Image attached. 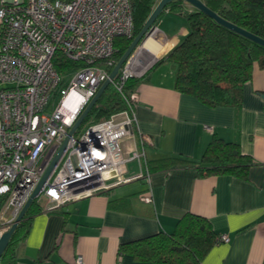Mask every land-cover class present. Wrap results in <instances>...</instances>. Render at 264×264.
<instances>
[{"label": "crops", "instance_id": "crops-1", "mask_svg": "<svg viewBox=\"0 0 264 264\" xmlns=\"http://www.w3.org/2000/svg\"><path fill=\"white\" fill-rule=\"evenodd\" d=\"M154 27L159 48L155 52L151 40L147 48L155 53L144 47V62H151L135 90L132 135L121 142L125 156L144 154L127 163L125 178L131 180L48 211L42 197L11 264H73L78 255L83 264H152L119 255V246L170 234L186 213L205 218L228 238L202 264H264V67L253 64L240 107H207L175 90V67L164 60L187 34L183 17L163 10ZM214 136L238 143L252 159L246 179L200 177L192 167L141 176L148 164L165 158L200 161Z\"/></svg>", "mask_w": 264, "mask_h": 264}, {"label": "built area", "instance_id": "built-area-1", "mask_svg": "<svg viewBox=\"0 0 264 264\" xmlns=\"http://www.w3.org/2000/svg\"><path fill=\"white\" fill-rule=\"evenodd\" d=\"M133 27L129 0H0V237L109 79L117 64L115 40L132 38ZM142 46L109 83L122 95L126 111L68 138L40 193L45 211L131 180L125 178L126 165L144 154L125 156L121 149L122 140L132 135L136 106L135 92L126 98L122 86L147 69L138 75L131 70ZM56 53L79 66L58 73ZM227 241L221 235L217 244ZM73 264H83L82 256Z\"/></svg>", "mask_w": 264, "mask_h": 264}, {"label": "trees", "instance_id": "trees-1", "mask_svg": "<svg viewBox=\"0 0 264 264\" xmlns=\"http://www.w3.org/2000/svg\"><path fill=\"white\" fill-rule=\"evenodd\" d=\"M133 14V37L117 38L114 43L116 62L144 26L159 0H129ZM211 11L235 26L264 39V0H202ZM183 1L169 3L165 9L181 15L187 34L165 56L175 67V90L192 96L207 107H240L243 85L251 80L255 62L264 67V47L219 25L212 18ZM58 73L77 68L59 53L53 59ZM140 78H129L122 86V94L129 98L135 92ZM122 95L112 86L101 94L79 128L107 120L126 111ZM78 128V129H79ZM252 159L241 153L239 144L226 142L216 136L206 146L200 161L182 156L165 158L148 164V173L178 167L195 168L200 177L228 174L246 179ZM36 198L12 234L0 258V264H11L24 240L32 217L39 213ZM219 235L205 218L186 213L176 223L172 233L157 234L124 243L119 255L127 254L136 262L152 264H202L203 259L217 244Z\"/></svg>", "mask_w": 264, "mask_h": 264}, {"label": "water", "instance_id": "water-1", "mask_svg": "<svg viewBox=\"0 0 264 264\" xmlns=\"http://www.w3.org/2000/svg\"><path fill=\"white\" fill-rule=\"evenodd\" d=\"M174 1H183V2L188 3L193 8H195L198 11L204 13L208 17L212 18L219 25H222L223 27H225V28H227V29H229V30H231V31H233V32H235V33H237V34L249 39L250 41H252V42L264 47V39L259 38L258 36L254 35V34H252L250 32H247L246 30H243V29L235 26L234 24L222 19L216 13L211 11L207 6H205V4L202 2V0H159L158 4L153 9L152 13L150 14L148 19L146 20V22H145L144 26L142 27V29L139 31V33L133 39V41L131 42V44L129 45L127 50L124 52L122 57L119 59L117 64L111 70V72L109 74V79L106 80L100 86V88L98 89V91L96 92L94 97L90 100V102L83 109L81 114L78 116L77 120L75 121V123L73 124L71 129L69 130L67 138L63 141V143L61 144V146L58 149L57 153L55 154V156L53 157V159L51 160V162L47 166V168L44 171L42 177L40 178L39 182L36 184L34 190L32 191V193H31V195L29 197V199L25 203V205L22 208V210L19 212V214H18L16 220L14 221V223L11 225L9 230H7L5 233H3L1 235V237H0V258H1L2 254H3V252L5 251L12 234L14 233V231L17 228L18 224L22 221V219H23L26 211L28 210L29 206L31 205V203L36 198H38L40 196V193L42 192V189H43L46 181L48 180V178H49V176L51 174V171L53 170L55 164L57 163L59 157L61 156V154L63 153V151H64V149L66 147V143H67L68 138L71 137L75 133V131L80 127V125L82 124V122H83L84 118L86 117V115L89 113L91 108L95 105V103L97 102V100L99 99L101 94L104 92V90L108 87V85L110 83V80L114 79L117 76L119 70L121 69L123 64L127 61V59L131 56V54L139 46H141L142 43L150 36L152 30L155 28L154 27L155 21L157 20L159 15L163 12L165 7L169 3L174 2ZM262 98H264V95H262Z\"/></svg>", "mask_w": 264, "mask_h": 264}, {"label": "bare ground", "instance_id": "bare-ground-1", "mask_svg": "<svg viewBox=\"0 0 264 264\" xmlns=\"http://www.w3.org/2000/svg\"><path fill=\"white\" fill-rule=\"evenodd\" d=\"M151 40L155 43L156 47H155V52L157 51V49L159 48L158 44L155 42L154 38L148 37L144 42H143V46L140 49V51H138L135 55V57H133L132 59V63H131V70L133 73L135 74H140L145 68H147V66L149 65L147 62H144L145 58H146V50L145 48L152 53H155L154 51L150 50L149 48H147V41ZM145 47V48H144ZM154 59V58H152ZM143 61V63H142ZM148 64V65H146Z\"/></svg>", "mask_w": 264, "mask_h": 264}, {"label": "rangeland", "instance_id": "rangeland-1", "mask_svg": "<svg viewBox=\"0 0 264 264\" xmlns=\"http://www.w3.org/2000/svg\"><path fill=\"white\" fill-rule=\"evenodd\" d=\"M153 38H155V36H153ZM150 62H151V60L148 61L147 63L150 64ZM80 132H82V129L81 128L78 129L76 136H79Z\"/></svg>", "mask_w": 264, "mask_h": 264}]
</instances>
